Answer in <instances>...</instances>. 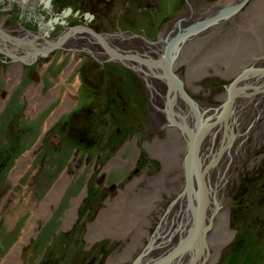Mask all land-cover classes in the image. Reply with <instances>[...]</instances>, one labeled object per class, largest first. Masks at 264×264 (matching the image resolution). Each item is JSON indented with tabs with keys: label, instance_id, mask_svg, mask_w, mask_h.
<instances>
[{
	"label": "rangeland",
	"instance_id": "1",
	"mask_svg": "<svg viewBox=\"0 0 264 264\" xmlns=\"http://www.w3.org/2000/svg\"><path fill=\"white\" fill-rule=\"evenodd\" d=\"M149 2L157 7L156 23L173 16L175 10L180 12L177 16L182 23L185 17L189 19L182 33L189 32L193 23L196 26L192 31H197L201 20L196 21V13L200 9H213V12L219 7L218 11L208 13L214 18L222 12L224 16L228 7L243 4L233 15L234 24L229 29L237 28L232 35L215 32L202 41V50L192 48L188 56L193 59L197 54L196 61L210 59V68L212 66L215 72L211 70L207 76L202 73L200 80L190 84L186 81L187 64L176 69L182 90L202 107L221 104L219 95L227 96L226 84L244 67H253L246 62L247 57L258 55L252 61L259 62L257 67H264V0ZM208 33L197 36L202 38ZM155 38L149 36L150 41ZM9 48L15 51L11 45ZM0 60V264H4L16 246L21 247L17 257L20 264L138 263L136 261L156 247L154 240L158 238L161 225L173 219V209L181 202L187 186L186 172L181 165L187 154V143L186 149L179 151L176 158L168 159L166 164L148 152L147 143L166 141L168 127H158L156 110L151 105L152 94L136 72L104 77L102 92L77 102V95L82 96L83 88L78 87L81 79L77 75L68 77L66 86H61L63 74H57L58 64L28 65L27 59L9 63L1 56ZM75 82L78 83L75 101L50 120L62 104L66 88L71 89ZM167 83L170 89L178 90ZM54 91H59V95L53 96ZM115 97H118L116 104L108 105ZM82 101L94 102L93 117L85 126L84 134L75 130L90 116L86 111L76 110ZM74 117L78 121L72 123ZM166 117L168 122V115ZM261 118L263 122L264 114ZM243 119L245 122L248 118ZM252 120L254 122V118ZM259 124L258 121L246 124L250 131L245 130L248 134L244 161L238 159L229 169L225 162L220 166L224 178L215 183L219 211L211 218L218 225H222L225 218L230 238L207 264H264V127ZM73 135H80L82 142L73 141L69 137ZM18 162L26 163V167H21L17 174L14 170ZM205 166L207 164L202 167ZM164 167H168L166 171ZM202 171L205 183L206 170ZM138 179L141 183L134 188L133 195L150 202L149 207L144 206L137 212L139 205L121 208L116 204L121 210L116 211L115 217L99 218L108 208V201L114 202L120 192ZM193 180L192 184L198 189L196 171ZM206 187L207 183L208 204ZM151 202H154L153 208H150ZM188 208L194 221L192 208ZM124 211H130L129 216H125ZM199 216L202 218L199 224H204L205 211ZM97 221L102 224H96ZM174 228L171 229L176 231L178 226ZM211 228L207 235L214 232ZM171 229L167 230V235ZM183 239L192 240L191 235ZM183 239L175 247L172 246L174 240L160 244L158 259L173 258L181 249H186L181 246Z\"/></svg>",
	"mask_w": 264,
	"mask_h": 264
},
{
	"label": "bare ground",
	"instance_id": "2",
	"mask_svg": "<svg viewBox=\"0 0 264 264\" xmlns=\"http://www.w3.org/2000/svg\"><path fill=\"white\" fill-rule=\"evenodd\" d=\"M240 5L238 7H228L226 12L224 13L225 15H222V18L220 20H217L216 22H212L214 21L213 19L216 18V16L214 18H211L209 14L218 11L220 9L219 7L217 9L215 8L214 10L216 11L213 12V9L207 11L205 9H200L199 13H196V21L201 20L200 24L197 23V26L200 25V27L197 28V31L200 32L192 31L185 34L184 37L181 36V39L177 42V44H175V46L170 49L169 58H165L164 55V51H166L168 48V43H160L159 46L151 47V49L145 51L144 59L147 67L141 65L136 61H132V63H134V68L139 72V76L142 78L146 87L149 88L152 94L151 105L153 110H156L155 114L157 116L156 122L158 124V127H168L166 131V141L155 140L152 143H147L145 146L146 149L154 157L163 160L162 164H166L168 162V159L176 158L179 151H184L186 149V143L187 146L189 143H191V158L193 160L191 159L190 162H186L189 166V176L194 183V171H197L200 168L202 170H206L204 179L205 177L207 179L205 183H207L206 188L208 195V204L205 208V217L207 218L204 220V224H199V222L201 221L195 222V220H191L188 210V206L193 209H197L198 202H196V199L199 192L193 184L192 187L194 191L188 189L187 187L184 190V198H182L183 195H181V202L173 209V219L167 220L161 225L160 232L157 238L158 240H154L157 242L155 244L156 247H152L150 251H148L143 257L136 261L138 262L136 264H207L214 258L215 253L217 252L219 247L230 238L229 229L225 224V218L222 219V225H218L212 222L211 217L213 216V213L219 211V199L217 198L218 187L215 183L217 179L221 177L224 178V172L221 171L220 167L222 162H225L226 167L229 169L238 161V159L240 161H244V157L246 156V135L248 134V132L246 131H250V128H248L246 124H248L249 126L253 125L254 122L257 123L258 121V123H260L259 127L260 125L264 127V121L262 122L261 118V116L264 114V67H257L256 65L259 62L252 61L253 59L257 58L258 55H255L257 57L252 58L247 57L248 59H245L246 62H250L251 65L249 64V66H253L249 67L251 72L243 75V72L246 70V67H244L245 69L243 68L237 74V76L241 75V80L238 82V84H236L237 86L234 85V87L231 88L234 89L233 92H231V95L229 97L228 93L227 96H224L225 94L219 95L221 104L214 105V107L212 108L202 107L200 103L194 102L191 99V101L187 99L190 104L186 103L185 105V103L181 101L178 90L176 89L175 91H173L172 88L170 89L167 82H169L168 74L170 76H173V78L176 77V74H178L176 69L180 65L182 67L187 64L188 76L186 77V81L190 84L194 81L200 80V75H202V73L206 74L207 76L208 72L213 70L212 66L210 68L209 65L211 64L210 59L204 61H194L195 56L193 57V59L188 56L193 51V49L198 52L202 50L204 47L202 41L206 40L207 36L214 35L215 32L225 33L224 35H232L237 26H235L234 29L229 28L232 24H234L233 15L243 4L241 6ZM234 8L237 9L235 11H231V9ZM206 13L207 16H209L208 18L205 17ZM230 21L231 24H229ZM212 26L213 28H211ZM181 31L182 30H179L176 33V37H178L182 33ZM238 31L240 32V30ZM199 33L208 34L205 37L202 36L201 38L200 36H197ZM174 36L175 35H172L171 38H173ZM148 45L152 46V44ZM162 63L164 64L162 65ZM152 66H154L155 68H153ZM160 66H163V69L159 68ZM213 71L215 72V70ZM69 75L70 71H66L63 74L61 86H66V81ZM177 78L180 80L179 77ZM77 85L78 83L75 82L74 85H71V89L66 88L63 95L62 104L57 109V112L51 115L50 120L54 119L57 116V113H61L71 107L72 102L75 101L76 98V93L78 90ZM230 85L231 84L229 83L226 84L225 88L227 89V92L230 90L228 89ZM97 88L99 89V92L103 91L102 86H97ZM119 89L120 86H118L116 90ZM173 93L175 94L173 95ZM83 94L86 95L87 92L81 93V95ZM55 95H59V91H54L53 96ZM88 97H92L91 92ZM167 100L169 104L167 103ZM166 115H168L169 118L168 122L166 121ZM243 118L248 119L244 122L245 119ZM252 118H254V122ZM91 120V116H89L88 119H84V123L88 125ZM256 130L259 131L262 129ZM256 130L254 132H256ZM185 160L186 158L181 161V165H183L182 167H184L185 172H187L188 169L186 168V165L184 163ZM116 162L120 163L119 160H116ZM211 162H213V164ZM205 164H207V166L202 167ZM21 167H26V163L18 162L14 172L18 174V171L19 169H21ZM167 168L168 167H164L165 171ZM185 175L187 176V174ZM152 181L154 183H158L156 180ZM140 183L141 181L139 179L133 181L125 191L120 192L118 198L114 199V202L108 201V208L104 209L101 212L99 218L103 216L104 218L108 219V217L110 216L111 218L112 215L115 217L116 211L121 210L122 207H127L131 204L133 205V208L139 205L136 208L137 212L140 211V209L143 210L144 206L149 207L147 205L150 202L142 200L137 195H133L134 188L138 187ZM55 194L56 192H54L51 197H53V195ZM194 194L195 197L193 196ZM186 202L188 205L186 204ZM116 204H119L121 208H118ZM153 207L154 202H151L150 208ZM128 212L130 213V211H127V213L125 212V216L128 215ZM115 221L116 220H113L112 222ZM118 221L120 220H117V222ZM212 223L215 225L214 227ZM96 224L102 223L100 221H97ZM176 225L178 226V229L176 230L177 232L174 231V227ZM211 227L213 228L214 232L207 235V231ZM169 229L171 230L169 235H167V230ZM199 229L201 230L198 232ZM173 232L176 233L172 234ZM189 235H191L192 238V241H189V247L185 244L187 248L181 249L173 258L171 257L168 259H158L159 257H161V255L157 256L160 244H165V242L174 240L172 246L175 247L178 241L183 238H187ZM160 240H162V242ZM183 240L182 243H184L187 239ZM166 247L169 246L166 245ZM20 252L21 247L16 246L11 251V253L8 254L4 264L19 263L18 256Z\"/></svg>",
	"mask_w": 264,
	"mask_h": 264
},
{
	"label": "flooded vegetation",
	"instance_id": "3",
	"mask_svg": "<svg viewBox=\"0 0 264 264\" xmlns=\"http://www.w3.org/2000/svg\"><path fill=\"white\" fill-rule=\"evenodd\" d=\"M156 9L149 0H0V56L9 63L21 59H27L28 65L56 63L57 74L70 71L69 77L77 75L81 79L78 87L83 88L82 93L87 92L77 97L79 102L89 98L90 92L92 97L98 95L97 86L103 85L104 77L129 72L139 75L132 61L147 67L144 53L151 47L168 43L164 55L169 58L170 49L196 26L190 24L189 32L176 37L175 31L186 30L189 19L185 17L182 23L177 16L180 12L175 10L173 16L156 23ZM172 35L175 36L171 38ZM149 36L156 38L150 41ZM10 45L15 51L10 50ZM177 77L180 76L176 74L174 80L178 92L190 104ZM168 78L170 82L173 76L168 74ZM115 98L108 105L116 104L118 97ZM78 106L76 110L88 112L92 119L94 102L82 101ZM85 126L83 122L80 129H74L84 134ZM69 137L82 139L80 135Z\"/></svg>",
	"mask_w": 264,
	"mask_h": 264
},
{
	"label": "water",
	"instance_id": "4",
	"mask_svg": "<svg viewBox=\"0 0 264 264\" xmlns=\"http://www.w3.org/2000/svg\"><path fill=\"white\" fill-rule=\"evenodd\" d=\"M237 8H234V9H231V11H235ZM222 15H223V12L221 13V15L219 16V17H216V18H214L213 20L214 21H212V22H216L217 20H220L221 18H222ZM248 72H251L250 71V69H246L244 72H243V75L244 74H246V73H248ZM241 80V75H239V76H237L230 84V86H229V88L228 89H230L227 93H228V97L231 95V92H233V90L234 89H231V88H233L234 87V85H236L239 81ZM170 82H171V84H172V87H173V89L174 88H176L177 87V85H176V82H175V80H174V78H171V80H170ZM173 91H175V90H173ZM229 101H230V99H229ZM229 101H228V103H229ZM81 117V116H80ZM78 118V117H77ZM75 119V117L72 119V123H74V121H76V120H74ZM78 121V120H77ZM84 122V121H83ZM184 129V128H183ZM182 130V129H181ZM190 144L191 143H189L188 144V150H187V154H186V160H185V165H186V168L188 169L187 170V172H186V174H187V176H186V178H187V186H186V188L188 187V189H191L192 191H194V189H193V187H192V179H190V176H189V166L187 165V163L186 162H190V160L192 159L191 158V155H192V148H191V146H190ZM193 160V159H192ZM201 169V168H200ZM197 170L196 171V176H198V178H199V183H198V189H200V191H198L199 192V194H198V196H197V199L199 198V197H201V199L200 200H198V207H197V209H193L192 208V215H193V218H194V220H195V222L196 221H201L202 220V218L199 216L200 214H201V212H203L204 213V211H205V208H206V205H207V203H206V193H205V183H203V179H202V177H203V174H202V171L201 170ZM205 171V170H204ZM197 189V190H198ZM201 229H199L198 230V232L200 231ZM202 238H203V236H202ZM189 241H190V239H187L181 246H183V247H185V248H187L186 246H185V244L189 247ZM192 241V240H191ZM168 258H171V257H168ZM167 258V259H168Z\"/></svg>",
	"mask_w": 264,
	"mask_h": 264
},
{
	"label": "trees",
	"instance_id": "5",
	"mask_svg": "<svg viewBox=\"0 0 264 264\" xmlns=\"http://www.w3.org/2000/svg\"><path fill=\"white\" fill-rule=\"evenodd\" d=\"M72 140L75 141V142H82L81 139H79V138L78 139L77 138L76 139H72Z\"/></svg>",
	"mask_w": 264,
	"mask_h": 264
}]
</instances>
